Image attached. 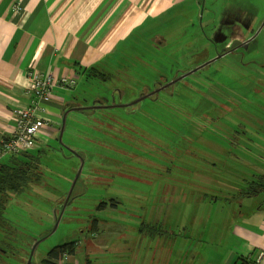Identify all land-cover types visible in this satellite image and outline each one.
<instances>
[{
    "label": "rangeland",
    "instance_id": "1",
    "mask_svg": "<svg viewBox=\"0 0 264 264\" xmlns=\"http://www.w3.org/2000/svg\"><path fill=\"white\" fill-rule=\"evenodd\" d=\"M200 1L148 21L103 62V77L79 83L82 105L107 108L85 111L72 138L62 135V153L41 152L40 183L26 184L19 204L0 216V264H23L35 243L30 264H41L51 249L72 241L74 254L61 255L62 264H161L154 239L138 237L144 215L175 228L195 207L190 192L200 195L212 185L209 177L248 187L252 177L240 176L248 178L250 164L264 156V0ZM183 74L140 100L152 83ZM73 150L84 165L62 210L59 197L69 192L80 161ZM161 246L169 252L172 242Z\"/></svg>",
    "mask_w": 264,
    "mask_h": 264
},
{
    "label": "crops",
    "instance_id": "2",
    "mask_svg": "<svg viewBox=\"0 0 264 264\" xmlns=\"http://www.w3.org/2000/svg\"><path fill=\"white\" fill-rule=\"evenodd\" d=\"M184 1L0 0V141L10 138L13 133L14 112L28 105L25 96L29 87L27 71L50 72L57 79L70 76L76 81L73 88L55 87L50 99L38 109L36 115L45 120L49 128L37 137L35 148L2 158L0 166L21 167L41 152L60 153L62 119L80 122L86 111L82 108L88 106L80 102L83 99L79 83L85 81V75L79 76L77 71L104 68L103 62L112 58L119 47L123 48L134 32L139 33L148 21L174 11ZM191 1L194 5L201 2ZM170 22L165 28L171 26ZM164 44L153 47L161 48ZM64 130L73 134V131L77 132V126L65 128L64 124ZM257 157V162L250 164L249 177L243 179L241 175V181L263 174L264 156ZM215 177L219 178L218 184ZM215 177L212 180L209 177L208 183L212 185L198 190L200 195L190 192L194 197L191 205L195 207L188 209L187 221L175 228L155 220L146 222L148 217L143 216L138 237L142 242L154 239L157 263L255 264L261 258L259 264H264V192L242 196L245 188L232 183L230 177ZM19 196H11L5 211L8 205L19 204ZM22 207L17 206L18 209ZM24 208L35 211L26 203ZM199 208L198 213L193 212ZM156 209L154 205L153 210ZM125 224L129 226V223ZM166 241L172 242L169 252L165 250L167 246H161ZM178 242L180 250L174 252L173 247Z\"/></svg>",
    "mask_w": 264,
    "mask_h": 264
},
{
    "label": "trees",
    "instance_id": "3",
    "mask_svg": "<svg viewBox=\"0 0 264 264\" xmlns=\"http://www.w3.org/2000/svg\"><path fill=\"white\" fill-rule=\"evenodd\" d=\"M234 49L235 48H233V50ZM229 51H231V50H229ZM225 54L226 53H224V55ZM212 62H213V60H211L209 63H212ZM203 66H200V67H197V68L193 69L192 72L202 68ZM77 72H78L77 75H79V76L84 74L85 75L84 80L87 81V82L90 80V78L97 77V76L101 75L99 73V70H97L94 67L88 68L87 70L86 69H82V70L77 71ZM188 74H183L181 77H177L176 76L174 81L166 83V84H163V86H160V87L158 86L157 83H152V85H151L152 88L150 90L148 89L147 91L153 90V94L157 93L158 91L169 87L170 84L176 83L178 79H182V78L186 77ZM101 77H103V75H101ZM152 78H156V77L153 76ZM148 95L149 94H147V96H145L144 99L145 98L147 99L149 97ZM137 101L138 100H136L134 102H137ZM129 105H131V103ZM114 107H128V105L127 104L123 105L121 103L120 105H116L115 104L114 106H111L109 108H114ZM97 108H102V107H89V106H87L86 108H82V109L87 111V110H94V109H97ZM71 110H72V108L70 109V111ZM78 111H80V110H78ZM79 121L80 122H78L77 120L70 121L68 119V122H67V121L64 120L65 128H66V126H69V127L73 128L74 126L82 125V121L81 120H79ZM64 132H65V130H64V127H63L62 135L64 134ZM69 135L72 138L71 132H70ZM236 137L237 136H232V138H234V139ZM59 142H61V140H59ZM145 143H148L147 139L145 140ZM65 145L68 146L67 144H65ZM65 147H63V145L60 144V153H62V150ZM60 153L57 152V154H60ZM36 155L38 156L39 154H36ZM72 155L75 156V157H78L79 160H80L79 164H78L79 166L76 169V174H77L79 168L81 167V170H82V167H83L84 164L82 163L81 156L78 155V153L75 150H73ZM39 158H40V156L35 157L34 160L29 161L28 163H24L23 166H21V167H19V166L12 167V166H9V165L0 166V216L5 212L6 204H7L8 200L11 198V196L13 194H15V195L20 194L22 192V190L24 189V186L26 184H28V183L30 184L31 181L33 183H40L41 170H40L39 165H38L39 164L38 163L39 162ZM251 177L252 178L250 179V182L248 183V187H245V189H243V192L241 194L242 196L243 195H250V194H252L254 192H264V171H263V174L253 175ZM41 189L42 188H39V190H41ZM72 194H73V191L71 192V194H70V196H69V198L67 200V204L71 200ZM67 195H68V193L65 194L63 197H59V203L58 204H60V208L61 209H62L63 204L66 201ZM53 197H55V196H53ZM35 198H38V200H37L38 202L41 201L39 198L43 199L40 195L39 196L36 195ZM104 205L105 204H102L101 206H104ZM61 209H59L58 214L60 213ZM55 216H56V214L54 213V215H53L54 219H55ZM47 236L48 235L46 234L43 238H41L38 241L40 242L41 240L45 239ZM36 246L33 248V245H31L30 248L27 251H25L26 254H27V257L25 259L26 261H24L23 264H26L31 250H33V252H34ZM74 251H75V243H74V241L66 243V244H62L60 246H57V247L51 249L48 252L46 259L41 264H57V262L59 261V258L61 257V255H63V254L73 255ZM33 252H32V254H33Z\"/></svg>",
    "mask_w": 264,
    "mask_h": 264
},
{
    "label": "built area",
    "instance_id": "4",
    "mask_svg": "<svg viewBox=\"0 0 264 264\" xmlns=\"http://www.w3.org/2000/svg\"><path fill=\"white\" fill-rule=\"evenodd\" d=\"M26 77L29 81V87L25 91L28 105L14 112L13 133L10 138L0 141V160L33 150L37 137L49 128L48 123L36 115L38 109L50 99L55 87L73 88L76 85L73 77L61 76L57 79L50 72L29 70ZM260 259L255 264H259ZM62 263V260L57 262Z\"/></svg>",
    "mask_w": 264,
    "mask_h": 264
},
{
    "label": "water",
    "instance_id": "5",
    "mask_svg": "<svg viewBox=\"0 0 264 264\" xmlns=\"http://www.w3.org/2000/svg\"><path fill=\"white\" fill-rule=\"evenodd\" d=\"M64 120H65V119H62V127H61V129H60L59 140H61V136H62V132H63V127H64ZM81 164H82V163H81ZM81 166H82V165H81ZM80 171H81V167L79 168V170H78V172H77V174H76V176H75V179H74V181H73V183H72V186H71V188H70V190H69V192H68V195H67L66 201H65V203H64L63 206H62L63 209H64L65 205L67 204V200H68V198H69V196H70V194H71V190H72V188H73V186H74V184H75L77 178L79 177ZM63 209H62V210H63ZM61 216H62V211L58 214V216H55V226H54L55 228L57 227L58 222H59ZM37 242H39V241H37ZM36 245H37V243H35V244L33 245V248H34ZM32 252H33V250H31L30 255H29L28 259H27L26 264H30V263H31Z\"/></svg>",
    "mask_w": 264,
    "mask_h": 264
},
{
    "label": "flooded vegetation",
    "instance_id": "6",
    "mask_svg": "<svg viewBox=\"0 0 264 264\" xmlns=\"http://www.w3.org/2000/svg\"><path fill=\"white\" fill-rule=\"evenodd\" d=\"M222 56H224V53H221V54H219V56L217 55L216 58L212 59L213 62H214L215 60L221 58ZM208 64H209V62H208ZM158 85H159V84H158ZM160 86H163V84L159 85V87H160ZM147 94H149V95H148V96H149L148 98H150V97L153 95V90H151V91H147L145 94H140V100H143L144 97L147 96ZM134 100H135V99H134ZM134 100L130 101L129 104H130V103H131V105L134 104V103H135ZM135 101H136V100H135ZM133 102H134V103H133ZM115 104H116V105H120L121 103H114L113 105H115ZM122 104L124 105V103H122ZM129 104H127V105H129ZM101 107H104V106L101 105ZM105 108H107V107H105ZM193 130H196V129L193 128ZM193 130H192V131H193Z\"/></svg>",
    "mask_w": 264,
    "mask_h": 264
}]
</instances>
